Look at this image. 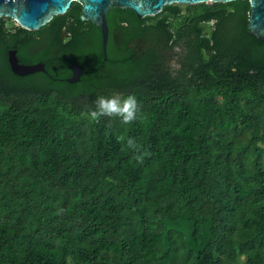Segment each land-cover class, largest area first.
<instances>
[{"label": "trees", "instance_id": "trees-1", "mask_svg": "<svg viewBox=\"0 0 264 264\" xmlns=\"http://www.w3.org/2000/svg\"><path fill=\"white\" fill-rule=\"evenodd\" d=\"M249 10L114 8L107 58L79 3L38 31L0 18V264H264V41ZM11 50L46 71L15 74ZM113 94H134L140 117L83 115Z\"/></svg>", "mask_w": 264, "mask_h": 264}, {"label": "water", "instance_id": "water-1", "mask_svg": "<svg viewBox=\"0 0 264 264\" xmlns=\"http://www.w3.org/2000/svg\"><path fill=\"white\" fill-rule=\"evenodd\" d=\"M238 0H0V18H10L20 27L29 31H38L55 17L67 13L73 3L83 7L82 20L93 22L102 33L103 51L107 58L109 27L107 17L114 8L133 11L139 18L152 17L160 14L165 7L172 5L194 6L199 4H228ZM249 29L260 41H264V0H249ZM135 45V44H134ZM9 62L12 70L19 76L45 72L43 63L21 64L17 51H9ZM72 76L69 83H78L85 67L71 65Z\"/></svg>", "mask_w": 264, "mask_h": 264}, {"label": "clouds", "instance_id": "clouds-1", "mask_svg": "<svg viewBox=\"0 0 264 264\" xmlns=\"http://www.w3.org/2000/svg\"><path fill=\"white\" fill-rule=\"evenodd\" d=\"M94 105V108H89L83 115L96 123L104 117H116L123 124H131L140 117L142 109L141 103L134 94L126 97L116 94L99 96L94 101ZM119 139L123 144L126 138L120 137ZM126 146L137 153L140 152L142 147L134 138H127ZM147 155L149 153L144 151L143 155H137L135 158L142 163Z\"/></svg>", "mask_w": 264, "mask_h": 264}, {"label": "flooded vegetation", "instance_id": "flooded-vegetation-1", "mask_svg": "<svg viewBox=\"0 0 264 264\" xmlns=\"http://www.w3.org/2000/svg\"><path fill=\"white\" fill-rule=\"evenodd\" d=\"M217 24V20H213L211 22H207L206 23V27L208 26L209 29L214 31V28L216 27ZM179 51V49H178ZM169 66L172 67V71L174 72L177 69H180V65L177 63V57H174L173 59H171V63L169 64Z\"/></svg>", "mask_w": 264, "mask_h": 264}]
</instances>
